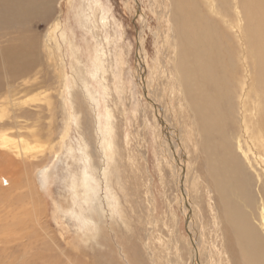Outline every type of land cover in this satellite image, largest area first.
<instances>
[{
  "label": "bare ground",
  "instance_id": "bare-ground-1",
  "mask_svg": "<svg viewBox=\"0 0 264 264\" xmlns=\"http://www.w3.org/2000/svg\"><path fill=\"white\" fill-rule=\"evenodd\" d=\"M171 2L176 43L171 39L172 50L170 49L169 64L165 69L168 84L162 87L165 93L168 91L166 97L169 100L166 99L164 102L165 110L170 115V122L164 118L158 100L151 99L152 102L149 103L151 107L155 108V105H158L159 108H148L153 111V118L160 133L158 145L168 147L163 149L161 154L166 156L181 208H185L187 212L186 218L193 246L190 257L196 262V257L199 259L203 247L201 243L199 244L194 222L198 221L197 224L203 226L206 218L202 223L199 202L197 204V200L193 201L194 197L202 196L217 240V243L213 244L216 259L214 262L213 259L210 260L212 264L238 262L264 264V0H171ZM200 2L205 8L204 13L199 12ZM86 5L85 19L88 20L89 32L97 44L89 56L87 78L78 69V58L75 57L69 65L75 77L72 75V82L68 79L70 77L67 76L60 55L57 34L64 38L65 45L68 43L72 47L69 56L75 55L76 52L74 46L66 40L59 17L52 20L42 42L44 56L47 59L49 57L52 61L50 63L54 66L56 62L61 66L60 84L64 86V90L67 92L68 88L74 85L79 92L71 99L61 100L65 126L59 132L58 150L55 145L51 147L52 143L47 142L50 154L46 166L41 168L44 165L42 163L38 167L40 169L38 183L45 186L48 182L50 164L58 159V154L63 150L70 158L82 163L79 173L76 174L77 178L74 174L71 185L69 184L70 190L73 191L72 202L80 200L84 202V197H88L89 193H97L100 180V184H104L113 202V209L121 216L124 209L119 202L120 196L127 204L128 198H135L138 195L134 177L138 185L139 177L145 174V159L140 150L132 147L131 139L123 135L129 119L127 108L121 103L119 105L122 109L118 107L112 95V88L108 85V78L114 77L113 69L115 71L117 69V60L115 66L109 65L108 53L112 43L107 37H103L104 28L112 26L110 15L108 11L104 12L100 0H88ZM14 6L23 9L28 17L49 15L51 18L52 11L43 7L42 0H0V16H8ZM215 17H219L218 20H215ZM231 30L235 32L231 33ZM232 34L235 35L234 39ZM34 44L35 39L24 38L20 40L18 48L11 52L12 65L17 66L14 72L26 73L28 57L33 65L35 56L29 54L35 47ZM54 56L59 61L53 59ZM165 56L167 57V54ZM141 59L138 55L139 65L144 68V60L141 62ZM138 70V84L146 91L150 87L149 84L147 86L148 79L141 68ZM119 90L125 94L122 89ZM15 96L14 89H10L9 105L13 108L17 106ZM37 96L39 99V94ZM145 98L149 99L148 94ZM71 121L80 130V138L77 139L76 145L72 142V145L65 144ZM17 123L15 121V125H18ZM3 125L0 120V149H6L9 154L26 161L32 153L43 152L44 146L37 141V146L32 147L35 137L32 132L26 133L28 139L21 133L23 129L19 125L16 127V133H8L1 127ZM117 157L120 163L116 162ZM135 161H138L141 167L135 164ZM94 171H100V179L92 175ZM130 173L133 175L130 177L131 184L127 178ZM122 178L125 179L122 181ZM0 179L7 182L2 176ZM139 186L144 198L147 197V185L141 181ZM213 195L217 197L220 210L226 215L231 238L227 237L224 231L225 217L221 214V218L212 205ZM137 198L140 199V195ZM235 200L241 204L234 202ZM109 206L112 207L110 203ZM91 212V216L86 217L88 219L82 220L93 223L94 231L91 237L97 234L100 236L99 222L105 227L106 222L103 223L96 209ZM101 213L103 215V210ZM191 213L194 215L193 228L189 221ZM108 227L112 231V225L109 224ZM198 232L204 233L201 226ZM230 239H233L234 243L223 246V242ZM118 244L120 245V242ZM174 250L178 252L176 247ZM229 253L233 254L235 262L229 261Z\"/></svg>",
  "mask_w": 264,
  "mask_h": 264
},
{
  "label": "rangeland",
  "instance_id": "rangeland-1",
  "mask_svg": "<svg viewBox=\"0 0 264 264\" xmlns=\"http://www.w3.org/2000/svg\"><path fill=\"white\" fill-rule=\"evenodd\" d=\"M87 1L42 0L43 7L52 11L51 18L49 15L28 17L23 9L15 6L10 9L8 16H0V112L2 113L0 120L4 123L1 127H4L8 133H16V127L19 125L23 129L21 133L28 139L26 133L34 134L32 147L37 146L36 141L44 146L42 153H32L28 161L9 154L6 149H0V177L7 180L4 182L2 178L0 179V264H137L138 262L140 264H212L210 260L213 259L214 262L216 259L213 244H216L217 240L202 196L196 197L197 199L194 197L193 201L197 200V204L199 202L201 221L203 220V223L206 220L204 225H198V221V224L196 222L195 225L193 224V213L190 214L189 221L192 228L196 226L197 238L199 237V244L201 243L203 247L199 259L196 257V262L190 257L193 246L186 218L187 212L185 208H181L174 179L166 163V156H162L163 149L168 147L158 145L160 133L152 109L159 107L158 105H155V108L151 107L149 103L152 102L151 99L158 100L164 118L167 121L170 119L164 102L166 99L169 100L166 97L168 91L165 93L162 87L168 84L165 69L168 67L169 54L172 50L170 43L173 39L176 43L171 18V0H100L104 12L108 11L112 24L111 27L104 28L103 33V37H107L112 43L108 53L109 65L115 66L117 60V69L116 71L113 69L114 77L108 78V85L112 88V95L118 107L122 109L119 105L121 103L127 108L129 119L123 135L131 139L132 147L140 150L145 159V174L139 177L138 185L134 177L141 198H137L138 195L135 198H128L125 204L120 196L119 202L123 205L124 213L119 216L113 209V202L104 184H100L99 180L97 193H89L88 197L83 196L84 202L83 200L72 202L74 198H72L73 191L70 190L71 179L74 174L77 178L76 174L79 173L82 163L70 158L63 150L58 154V159L50 164L48 182L45 186L38 183L40 178L38 167L42 163L44 165L41 168L46 166L50 154L47 142L52 143L51 147L55 145L58 150L59 132L65 126L61 100L71 99L79 92L74 85L69 87L67 92L64 90V86L60 84L59 67L61 66L59 62L54 66L50 63L49 57L47 59L44 56L42 42L52 20L59 17L66 40L74 46L76 52L75 55L69 56L72 47L68 43L65 45L66 41L58 33L56 40L59 41L57 44L60 45V55L67 76L70 77L68 79L72 82L73 76L75 77L69 69L75 57L78 58V69L87 78L89 56L97 47L93 35L89 32L88 20L85 19ZM199 7V12L204 13L205 8L201 2ZM218 18L214 19L218 20ZM234 32L231 30V33ZM30 37L35 39V47L29 54L35 56L34 62L32 65L28 57L26 73L20 71L18 74L13 71L17 66L12 65L11 52L18 48L20 40ZM234 37L235 35L233 39ZM7 49L9 50L6 53ZM138 55L142 58L141 62L144 60V68L139 65ZM53 59L58 60L56 56ZM30 65L32 66L29 67ZM139 68L148 79L147 86L150 85L146 91L138 84ZM159 84L161 90L158 88ZM10 89H14L16 95L17 106L14 108L9 105ZM146 94L149 99L145 98ZM155 95L157 97H154ZM15 121L18 125H15ZM68 128L65 144L72 142L76 145L77 139L80 138V130L72 121ZM116 162L120 163L119 157L116 158ZM135 164L141 167L138 161H135ZM99 173L100 171H94L92 175L100 179ZM132 176L130 173L127 177L129 184ZM124 179L122 178V181ZM141 181L148 187L145 198L139 186ZM212 201L216 213L220 217L221 214L225 217L224 231L227 237L231 238L226 215L220 210L217 197L213 195ZM234 202L241 204L236 200ZM95 209L101 215L103 223L106 222V227L99 222L100 236L97 234L91 237L94 225L90 221L89 223L84 221L91 216V210ZM101 210L104 212L103 215ZM220 217L218 216L219 220ZM14 221L18 223L15 224ZM109 224L112 225V231L108 227ZM199 226L203 228L204 233L198 232ZM200 234L202 237L199 236ZM231 243H234L233 239L223 242V246ZM174 247L178 249L177 253ZM232 255L229 253L231 263L235 262Z\"/></svg>",
  "mask_w": 264,
  "mask_h": 264
}]
</instances>
